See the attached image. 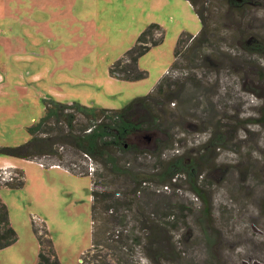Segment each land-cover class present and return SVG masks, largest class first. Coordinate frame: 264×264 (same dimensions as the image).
I'll use <instances>...</instances> for the list:
<instances>
[{
    "label": "rangeland",
    "instance_id": "1",
    "mask_svg": "<svg viewBox=\"0 0 264 264\" xmlns=\"http://www.w3.org/2000/svg\"><path fill=\"white\" fill-rule=\"evenodd\" d=\"M204 1L216 37L208 48L193 51L197 59L191 52L178 58L173 100L162 106L152 137L170 148L160 152L144 139L147 145L140 144L136 155L126 151L114 158L138 178L156 173L160 161L193 163L191 179L210 206L181 173L136 188L119 178L110 189L133 199L132 224L135 216L156 223L170 213L174 228L163 231L161 251L149 244L148 253L152 240L143 225L119 237L112 217L106 226L101 220L90 264H145V258L150 264H264V52L252 50H264V0H245L242 13L230 16L222 0ZM240 3L234 0L232 7ZM151 24L160 27L159 42L138 59L147 76L114 78L112 65ZM201 28L187 0H0V168L13 167L0 175L25 180L21 189H0L18 237L0 250V264H37L31 217L40 230L46 225L61 264L83 263L93 229L91 176L45 167L56 159L40 163L2 149L29 141L28 128L43 116L45 101L120 110L147 96L171 68L181 35H197ZM76 164L87 167L90 161ZM132 233L140 245L127 239Z\"/></svg>",
    "mask_w": 264,
    "mask_h": 264
},
{
    "label": "trees",
    "instance_id": "2",
    "mask_svg": "<svg viewBox=\"0 0 264 264\" xmlns=\"http://www.w3.org/2000/svg\"><path fill=\"white\" fill-rule=\"evenodd\" d=\"M187 1L197 14L202 28L197 35L186 33L181 35L175 49L174 62L171 68L159 79L147 96L133 99L125 108L120 110L99 109L78 103H60L54 100L45 101L43 116L28 128L29 141L20 146L2 149L4 155L31 161L37 160L40 163H42L43 158L56 159V162H48L50 164H45V167L57 166L73 175H89L92 177V245L89 252L84 255V261L81 264L91 263L89 257L95 247L94 235L100 233V228L98 227L96 232L95 227L97 222L101 220L106 226L105 221L111 222L112 217L114 223L117 222L116 225H120V232H117L119 237L121 232L125 230H135L138 223L143 225L148 230L146 239L152 240L145 245L148 253H153L152 249L147 248L149 244L157 246V249L161 251L164 246L162 241L164 239L163 231H170L174 228L176 220L170 213L164 215L166 221L159 220L156 223H151L146 219L144 221L135 216L133 221L136 223L132 224L129 214L133 212V199L123 196L120 192H112L110 186L118 184L116 180L119 178H122V183L124 177V180H129L130 184H133V188H136L137 185L141 186L147 180L164 183L168 175L171 179L179 173L187 175L189 180L194 178V164L186 161L185 163L181 159H174L171 162L160 161L158 171L144 178L136 177L130 169L119 167L115 161L117 154L122 152L131 151L132 155H136L140 144L147 145V141L144 142V139L157 143L160 152L170 148L168 142L159 141L156 136L153 139L152 137L157 133L158 123L162 120L160 117L164 112L162 106L165 102L169 103L173 100L171 97L174 93L172 71L179 64L178 58L182 54L186 55V52H188L187 56L189 58L191 52L194 56L191 59L195 60L198 56L193 55V51H201V48L204 47L203 49H205V46L208 48L216 37L207 23L208 19L205 12L208 10L206 9V3L204 4L205 1ZM222 1L223 6L229 10L228 16L234 12L238 13L240 11L242 13L243 9L241 8L246 4L245 0H241L242 4H235V8H233L234 0ZM159 29L160 27L157 24L149 25L138 37L135 46L112 65L110 73L114 78L136 81L147 76L146 71L138 68V59L159 42V39L155 38V34L159 32ZM203 49L202 53L204 54ZM252 50L256 54L264 52L261 46H255ZM161 99L165 101L161 102ZM67 154H71L77 159L67 162L65 161ZM157 157L161 159L160 156ZM80 160L84 163L90 161V165L95 167L91 170L90 165L86 167L76 164ZM16 170L20 171L16 173L21 174L24 179L23 170L17 168ZM192 179L190 185L193 192L200 197L205 207H209V202L205 200L197 186V179L196 181ZM24 183L25 180L17 181L15 177L5 178L2 174L0 175V189L1 187L21 189L24 187ZM133 193L136 194V192ZM206 211L209 212V209ZM31 221L33 233L39 246L37 264H61L44 222L42 224L45 230H40L34 217H31ZM169 222H174V224H169ZM159 233L162 235H160V238L158 237ZM137 238L138 236L132 233L127 239L130 243L135 242L136 245H140L141 243L137 241ZM17 239V233L10 222L8 208L0 198V250L11 246Z\"/></svg>",
    "mask_w": 264,
    "mask_h": 264
},
{
    "label": "crops",
    "instance_id": "3",
    "mask_svg": "<svg viewBox=\"0 0 264 264\" xmlns=\"http://www.w3.org/2000/svg\"><path fill=\"white\" fill-rule=\"evenodd\" d=\"M52 167H56V168H59L57 166H52ZM7 168H13L12 166H2L0 169H7Z\"/></svg>",
    "mask_w": 264,
    "mask_h": 264
},
{
    "label": "clouds",
    "instance_id": "4",
    "mask_svg": "<svg viewBox=\"0 0 264 264\" xmlns=\"http://www.w3.org/2000/svg\"><path fill=\"white\" fill-rule=\"evenodd\" d=\"M145 264H150V261L147 258H145Z\"/></svg>",
    "mask_w": 264,
    "mask_h": 264
}]
</instances>
